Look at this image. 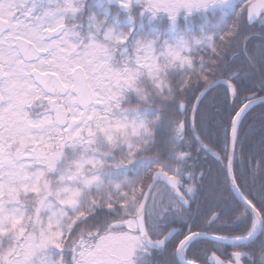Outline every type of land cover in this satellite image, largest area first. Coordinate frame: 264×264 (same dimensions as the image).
Instances as JSON below:
<instances>
[{"label": "snow or ice", "instance_id": "obj_1", "mask_svg": "<svg viewBox=\"0 0 264 264\" xmlns=\"http://www.w3.org/2000/svg\"><path fill=\"white\" fill-rule=\"evenodd\" d=\"M0 264H264V0H0Z\"/></svg>", "mask_w": 264, "mask_h": 264}]
</instances>
